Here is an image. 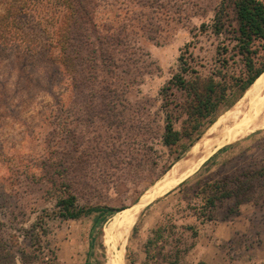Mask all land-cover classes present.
Segmentation results:
<instances>
[{"label":"rangeland","instance_id":"374dc122","mask_svg":"<svg viewBox=\"0 0 264 264\" xmlns=\"http://www.w3.org/2000/svg\"><path fill=\"white\" fill-rule=\"evenodd\" d=\"M97 1L107 51L94 59L91 84L75 90L60 60L57 1L0 0V15L9 3L21 7L0 41V237L15 264H107L113 242L104 232L190 157L199 133L188 91L171 85L162 95L176 75L227 87L215 121L244 96L236 42L207 28L221 0ZM251 51L259 67L264 41ZM167 116L190 140L163 144ZM212 125L201 124L195 143ZM232 178L243 193L217 198L219 181ZM183 182L145 201L158 198L119 244L123 264H264V129L220 148ZM68 195L84 208L121 211L61 220L56 203Z\"/></svg>","mask_w":264,"mask_h":264},{"label":"trees","instance_id":"16d2710c","mask_svg":"<svg viewBox=\"0 0 264 264\" xmlns=\"http://www.w3.org/2000/svg\"><path fill=\"white\" fill-rule=\"evenodd\" d=\"M56 6L62 8L56 14L57 19V35L59 37L58 47L60 48V60L64 65L66 72L69 74L72 87L75 90L80 89V85L88 87L93 81V71L95 70L94 59L99 53L105 50L107 40H102L100 34L96 33L95 14L99 5L97 0H56ZM9 3L5 13L0 15V41L6 42L7 35L2 32L7 28V24L15 23V16L19 14L21 7ZM24 4V3H23ZM55 10V9H54ZM108 28V27H104ZM205 29V26H202ZM214 35L223 36L231 35L236 42V47L239 54L243 57V62L246 67V77L242 78L239 86V98H241L249 87L257 80L264 72V60L255 67L251 55L252 43L256 40L264 41V3L262 0H221L219 7L214 13L211 24L207 27ZM111 58V55L109 56ZM186 71V70H184ZM178 87L181 90L188 91L190 97V106L188 118L197 137L191 140L190 147L195 144V141L200 137L201 132L198 131L201 124L206 121L208 125L215 122L217 108L222 101L225 100L227 87L213 79H209L203 83L197 80H186L180 75H176L171 81L168 88L162 90V95L166 96L170 86ZM182 138H188L190 135L179 132L173 128L172 120L169 116L166 117V124L162 135L163 144L166 147L176 145ZM250 176L249 174H247ZM221 199L237 197L243 193L244 184L242 181L225 180L223 187L220 186ZM184 182L179 184L182 186ZM233 185L236 187H230ZM250 188V185L247 186ZM246 188V186H245ZM214 203V199L210 204ZM56 212L53 216L61 220H79L82 217H87L92 213L115 214L121 210L106 209V208H84L76 204L75 197L68 195L59 199L56 203ZM42 218L38 219L34 228H42ZM39 233V235H41ZM0 264H15V258L12 252L8 249L6 243L0 237ZM204 264V263H200Z\"/></svg>","mask_w":264,"mask_h":264},{"label":"bare ground","instance_id":"6f19581e","mask_svg":"<svg viewBox=\"0 0 264 264\" xmlns=\"http://www.w3.org/2000/svg\"><path fill=\"white\" fill-rule=\"evenodd\" d=\"M261 129H264V72L249 87L236 106L221 115L204 137L193 145L189 152L191 158H185L173 165L163 179L149 189L140 203L134 204L132 208L119 214L110 234L104 232L106 243L110 245L111 240L113 242V245L107 249V264H123L122 250H117L119 244L133 226L139 211L158 198L145 206L146 200L174 188L191 175L193 176L200 166L220 148ZM115 232L116 236L112 238Z\"/></svg>","mask_w":264,"mask_h":264},{"label":"crops","instance_id":"0c3cea01","mask_svg":"<svg viewBox=\"0 0 264 264\" xmlns=\"http://www.w3.org/2000/svg\"><path fill=\"white\" fill-rule=\"evenodd\" d=\"M213 124H214V123H213ZM216 234H217V232H216ZM217 236H218V235H217ZM206 251L208 252V248L205 250V253H206ZM215 257H216V259H217V255H216ZM220 258H221V257H220ZM214 263H217L216 260H215V261L213 260V261H210V262H209V261H208V262H207V261H204V264H214Z\"/></svg>","mask_w":264,"mask_h":264}]
</instances>
